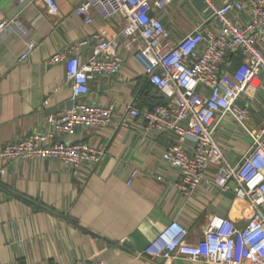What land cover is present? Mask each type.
I'll return each mask as SVG.
<instances>
[{
	"label": "crops",
	"instance_id": "0c3cea01",
	"mask_svg": "<svg viewBox=\"0 0 264 264\" xmlns=\"http://www.w3.org/2000/svg\"><path fill=\"white\" fill-rule=\"evenodd\" d=\"M82 1L56 0L59 11L52 14L42 1L20 6L17 0H0V16L20 22L19 27L0 32V151L30 133L51 131L48 117L61 114L67 105L86 102L114 107L106 128L79 127L73 134L58 133L51 140L84 141L104 148L105 155L94 166L76 173L58 158L0 157V264L96 260L104 264H210L183 256L162 261L154 240L177 220L188 229L186 242L195 245L202 241L213 215L243 226L251 208L236 198L233 183L220 189L204 180L190 196L176 189L180 170L162 157L177 141L176 135L147 131L141 118L128 115L129 105L146 109L164 97L150 84L134 50L124 47L120 72L95 77L89 92L74 99L64 63L47 60L93 33L124 41L121 15L103 20L92 12L94 22L86 23L75 11ZM160 17L175 40L204 22V30L219 29L205 0H171ZM237 17L244 22L251 13L245 10ZM29 40L36 47L20 62ZM92 54L93 44L80 48L77 55L85 61ZM241 60V54L229 52L222 67L232 70ZM257 82L239 102L250 107V126L258 131L264 127V78ZM215 137L232 164L252 143L230 116L222 118ZM187 147H193L192 140ZM134 169L139 173L128 184ZM209 173L210 178L215 176L213 169Z\"/></svg>",
	"mask_w": 264,
	"mask_h": 264
},
{
	"label": "built area",
	"instance_id": "2783aa9c",
	"mask_svg": "<svg viewBox=\"0 0 264 264\" xmlns=\"http://www.w3.org/2000/svg\"><path fill=\"white\" fill-rule=\"evenodd\" d=\"M42 1L49 12L59 11L56 0H17L20 6ZM171 0H83L75 9L93 23L92 12L101 19L121 15L125 25L120 32L123 42L101 33H93L53 54L47 62H63L66 80L73 97L87 94L90 82L98 76L117 75L124 63L121 50H134L150 82L166 97L154 108L128 106V115L141 118L147 131L174 133L177 141L163 159L180 170L176 189L185 196L197 191L205 180L220 189L233 183L237 199L246 202L251 213L245 225L230 218L213 215L203 239L198 244L186 242L188 229L172 221L156 236L157 256L171 260L183 256L191 261L210 264H264V127L250 126L251 109L239 102L256 80L264 78V0H205L211 19L219 29H203L206 22L180 39H173L160 13ZM248 10L251 18L240 21L239 13ZM20 26L17 19L0 16V32ZM93 44V54L85 61L77 55L80 48ZM136 45V47H134ZM36 47L29 40L19 61L26 60ZM229 52L242 55L239 65L225 70L222 63ZM112 105L75 102L59 115H50L52 130L34 132L9 142L0 151L5 160L58 158L78 173L98 164L104 148L84 141L56 142L58 133L73 134L76 128L101 130L111 122ZM230 116L251 137L250 148L235 163H230L218 143L215 132L222 118ZM193 141L189 149L187 142ZM215 171V176L208 174ZM139 171L134 169L127 180L131 184ZM78 264H104L103 260Z\"/></svg>",
	"mask_w": 264,
	"mask_h": 264
},
{
	"label": "trees",
	"instance_id": "16d2710c",
	"mask_svg": "<svg viewBox=\"0 0 264 264\" xmlns=\"http://www.w3.org/2000/svg\"><path fill=\"white\" fill-rule=\"evenodd\" d=\"M150 84L152 85V86H154L151 82H150ZM155 87V86H154ZM159 91V90H158ZM160 92V91H159ZM162 96H164V95H162ZM166 100H165V96L164 97H161V98H159L158 100H155V103H154V105L153 106H151L150 108H154L156 105H159V104H162V103H164Z\"/></svg>",
	"mask_w": 264,
	"mask_h": 264
},
{
	"label": "water",
	"instance_id": "95a60500",
	"mask_svg": "<svg viewBox=\"0 0 264 264\" xmlns=\"http://www.w3.org/2000/svg\"><path fill=\"white\" fill-rule=\"evenodd\" d=\"M67 107H71V106H70V105H67ZM160 259H161L162 261H164V258H163V257H161Z\"/></svg>",
	"mask_w": 264,
	"mask_h": 264
}]
</instances>
